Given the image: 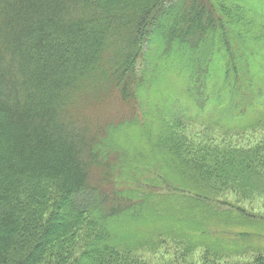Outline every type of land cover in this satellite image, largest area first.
<instances>
[{
  "label": "trees",
  "instance_id": "16d2710c",
  "mask_svg": "<svg viewBox=\"0 0 264 264\" xmlns=\"http://www.w3.org/2000/svg\"><path fill=\"white\" fill-rule=\"evenodd\" d=\"M253 19L263 0H0V264H147L129 250L162 233L264 264V216L220 197L264 185V144L178 130L264 124Z\"/></svg>",
  "mask_w": 264,
  "mask_h": 264
},
{
  "label": "rangeland",
  "instance_id": "374dc122",
  "mask_svg": "<svg viewBox=\"0 0 264 264\" xmlns=\"http://www.w3.org/2000/svg\"><path fill=\"white\" fill-rule=\"evenodd\" d=\"M219 1V0H218ZM257 1V0H252ZM259 1V0H258ZM264 1V0H263ZM243 17L247 19L244 15ZM244 20V19H243ZM247 26H250L253 30H256L257 37H251V46L264 48V41L258 39V33H264V26L258 22V19L249 20ZM248 28V27H247ZM249 34V33H247ZM256 54V53H255ZM176 55L182 57L181 51H178ZM170 72L175 76L177 75L174 69H170ZM162 92H167L162 91ZM176 92H170L174 94ZM117 109H114L107 113L108 116L116 115ZM182 131L184 138L190 141V144L206 142L213 145L218 144L221 140H224L228 144H232L234 147L239 149L247 150L248 148L258 145L263 146L264 144V124L260 125L258 128H253L251 130L237 131V133L223 132L221 134L217 129L206 128L199 124H183ZM200 140V141H199ZM262 153L261 155H263ZM264 159V157H262ZM260 165H256V169L264 173V160ZM259 178L261 176H258ZM261 181L264 182V177H261ZM185 193V192H183ZM221 198L226 199L231 202L232 206L242 209L245 213L257 214V216H264V185L258 184L255 188L247 189L243 187L237 188V190L225 191ZM214 207H219L220 205L213 203ZM231 206V207H232ZM223 209H227V205L221 206ZM234 207H232L234 209ZM260 222V221H259ZM258 222V223H259ZM262 224V223H261ZM235 230V229H232ZM174 231V230H171ZM80 235L75 233L74 241H72L74 247L81 248L86 238L84 237L85 231L81 229ZM176 232V230H175ZM221 233V232H220ZM169 235L161 234V242L156 245L147 246L145 242L142 243L141 247H137L134 250H129L132 256L140 258L147 264H246L252 259L256 251L250 249L242 254L229 255V256H211V254H206L203 247H193L189 248L186 244V240L181 237H176L172 233ZM148 241L149 237H144ZM264 240V239H261ZM260 241L255 240L254 245H259ZM253 245V246H254ZM78 248V249H79ZM130 248V247H129ZM128 248V249H129ZM263 252V250H262Z\"/></svg>",
  "mask_w": 264,
  "mask_h": 264
}]
</instances>
